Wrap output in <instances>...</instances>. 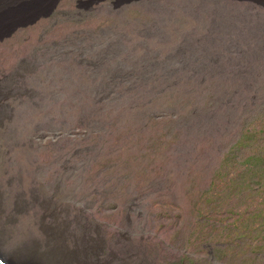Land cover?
<instances>
[{
    "label": "rangeland",
    "instance_id": "1",
    "mask_svg": "<svg viewBox=\"0 0 264 264\" xmlns=\"http://www.w3.org/2000/svg\"><path fill=\"white\" fill-rule=\"evenodd\" d=\"M254 96L264 101V0H0V128L13 129L0 256L250 264L256 242L231 233L229 207L206 191ZM20 135L37 151L18 163L39 153L42 165L12 196L25 174L5 160Z\"/></svg>",
    "mask_w": 264,
    "mask_h": 264
},
{
    "label": "trees",
    "instance_id": "2",
    "mask_svg": "<svg viewBox=\"0 0 264 264\" xmlns=\"http://www.w3.org/2000/svg\"><path fill=\"white\" fill-rule=\"evenodd\" d=\"M211 87L212 85H209L206 87L207 91L203 90L208 108L215 105L220 98L219 90H211ZM238 118H241V115ZM240 122L219 167L211 173L206 193L211 189L215 190L219 204L229 207V210L223 212L230 211V215L234 216V231L231 233L235 237H250L256 242L252 261L244 260L255 264V260L259 259L264 250V101H260L259 96L252 97L248 114ZM154 123L159 121L155 120ZM171 125H176V121L171 119ZM164 128L171 136L169 142L179 138L178 131L176 133L173 127ZM230 129L231 126L226 130ZM228 217L229 215L225 216ZM239 227L243 231L238 230Z\"/></svg>",
    "mask_w": 264,
    "mask_h": 264
},
{
    "label": "bare ground",
    "instance_id": "3",
    "mask_svg": "<svg viewBox=\"0 0 264 264\" xmlns=\"http://www.w3.org/2000/svg\"><path fill=\"white\" fill-rule=\"evenodd\" d=\"M12 130H13L12 126L7 121H4V123L2 124V126L0 128V147L2 146V143H1L2 140H5L6 136L11 134ZM27 150L32 151L33 153L35 151H37V150H35L34 147L31 149V147L27 144V142L24 140L22 135H20V138L18 140V145L14 149L11 150L10 154H7V156H6V160H5L6 168L8 167L11 169L13 164L17 162V164L20 166L21 169H23L24 174H25L24 183L22 185H18L15 183L8 190V193L12 194V196L22 194L21 193L22 191L28 190L29 185L32 183H35V181H37V179L39 177L38 171L42 165V160L39 158L40 156H37L39 153L36 156H33V158L31 160L26 161V163H24V164H19L20 163V162L18 163L19 160L17 161V156L20 154L23 156L24 151H27ZM1 177H3V175L0 174V178ZM59 200L61 202L66 201L62 198ZM44 227L46 229H48V227L46 225ZM29 251H30V258H29V260H26L25 262L19 261L18 259L13 258L9 255L8 257H6L8 260H6L4 257L0 256V264H30V262L32 261L31 259L35 256L34 254H36L37 252L35 250L32 251L31 249ZM48 258L50 259L51 264H71L73 261V253L70 250H67L65 252V254L48 255ZM31 264H33V263H31Z\"/></svg>",
    "mask_w": 264,
    "mask_h": 264
}]
</instances>
